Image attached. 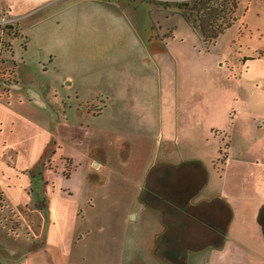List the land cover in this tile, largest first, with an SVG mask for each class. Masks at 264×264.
Listing matches in <instances>:
<instances>
[{
	"label": "crops",
	"instance_id": "0c3cea01",
	"mask_svg": "<svg viewBox=\"0 0 264 264\" xmlns=\"http://www.w3.org/2000/svg\"><path fill=\"white\" fill-rule=\"evenodd\" d=\"M115 2L122 7L106 20L141 7L156 29H144L145 43L131 31L126 46L144 49L134 63L147 79V70L156 79L176 70L183 87L157 98L119 93L99 109L71 89L57 114L55 95L13 94V70L3 74L0 63V79H11L0 86V199L26 237L1 264H264V90L246 92L264 86V49L215 48L235 21L240 34L261 33L260 24L240 14L208 44L180 11L153 0ZM90 3L113 5L0 0V13L20 21L27 51L24 29L37 20H23L51 10L57 29L47 46L68 51L99 20Z\"/></svg>",
	"mask_w": 264,
	"mask_h": 264
},
{
	"label": "rangeland",
	"instance_id": "374dc122",
	"mask_svg": "<svg viewBox=\"0 0 264 264\" xmlns=\"http://www.w3.org/2000/svg\"><path fill=\"white\" fill-rule=\"evenodd\" d=\"M105 1H112L113 5L90 3L87 6V11L97 16L99 20L94 26H85L79 30V34L73 36L74 43L68 51L50 50L47 46L53 31L57 29L55 17L50 14L51 10L32 13L23 20V23L29 20L33 24L37 20L35 26L29 25L24 29L25 33L27 30H31L32 41L27 51L23 47L24 39L19 36L20 21H13L12 26L8 28L0 26L2 29L0 39L1 68H3V74L13 70L14 79L18 81V83L16 81L12 83L16 86L12 89L13 94L18 92L28 93L27 95L36 93L45 95L46 98L55 95V101L49 105L52 111H57V114L60 107V114H62L64 111L63 101L66 96L70 95L71 89L77 92L79 100L84 102L89 97L94 98L93 109H99L104 105V102L108 104V100H113L119 93L128 95L150 92L157 98V93L163 94L165 89L172 93H177L182 89L183 86H179L176 77V70L168 68L167 75L162 79H156L154 69L147 70L152 72V78H150L152 86L149 90L147 82L150 79H147L148 74L145 72L144 66L134 63L139 58H135V56L143 54L144 49L126 46L131 39L132 30H137L136 38L139 43H145L144 29L156 34V29L151 26V18L146 8L141 9L140 7L136 15L127 11L116 21H112V17L109 18L110 20H106V15L115 13L116 11L113 9L118 10L122 5L119 4V7L115 0ZM153 1L172 11H179L181 7H185L184 2L192 4L191 0ZM240 14H244L245 20L249 24H252V21L259 23L262 29L261 33L254 32L249 27L252 31L250 32L244 27L240 34L238 32L240 26L235 21L220 35L215 44L217 52L227 50V53H233L235 49H240L241 53H251L257 49H264V0H238L235 12L227 14L226 18ZM3 16L7 15L0 13V17ZM61 31L60 33H62ZM13 37L18 38L13 41L12 54L10 39ZM209 48L213 49L214 46L211 45ZM50 57L53 60L52 64H48ZM43 67L46 68L45 71H43ZM66 76L68 77L66 78ZM55 77H57L56 85L53 83ZM10 81L9 77L4 76L0 79V86L6 87ZM66 81H70L71 84L67 86ZM49 85L50 88H48ZM52 86H54V90ZM146 87L147 89H145ZM263 90L264 86L262 85H259V88L251 86L246 88V92L250 94H260ZM156 106L157 104L154 102L153 108L155 109ZM112 108H114V102L111 103ZM236 110L237 107L234 106L231 115ZM2 204L0 199V264L16 256L14 251L24 247L18 242L25 237L15 217Z\"/></svg>",
	"mask_w": 264,
	"mask_h": 264
},
{
	"label": "trees",
	"instance_id": "16d2710c",
	"mask_svg": "<svg viewBox=\"0 0 264 264\" xmlns=\"http://www.w3.org/2000/svg\"><path fill=\"white\" fill-rule=\"evenodd\" d=\"M191 1L192 4L184 2L185 7L179 11L206 43L213 42L237 18V15L228 18L226 15L235 12L238 0Z\"/></svg>",
	"mask_w": 264,
	"mask_h": 264
},
{
	"label": "built area",
	"instance_id": "2783aa9c",
	"mask_svg": "<svg viewBox=\"0 0 264 264\" xmlns=\"http://www.w3.org/2000/svg\"><path fill=\"white\" fill-rule=\"evenodd\" d=\"M16 21V18L8 17V16H3L0 17V26L1 27H11L12 22Z\"/></svg>",
	"mask_w": 264,
	"mask_h": 264
}]
</instances>
